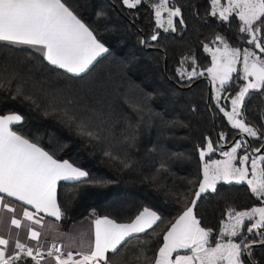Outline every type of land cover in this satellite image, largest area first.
Wrapping results in <instances>:
<instances>
[{
	"label": "trees",
	"instance_id": "16d2710c",
	"mask_svg": "<svg viewBox=\"0 0 264 264\" xmlns=\"http://www.w3.org/2000/svg\"><path fill=\"white\" fill-rule=\"evenodd\" d=\"M66 2L108 52L75 76L31 48L0 42V115H22L14 131L89 173L86 183H57L62 230L83 217L128 222L143 208L156 211L161 220L151 229L128 238L117 254L108 253L111 264H151L165 231L193 200L201 175L199 150L215 144L214 128L226 138L236 133L220 110L228 108L237 88L235 74L219 104L209 96L207 106L205 80L189 85L207 76L210 58L203 42L220 32L232 47L250 44L237 16L218 19L210 0H169L170 7L181 9V17L173 18L175 31L156 26L149 0L135 9L121 0ZM193 70L197 75L191 79L180 74ZM242 117L264 132V89L250 91ZM257 202L246 183L220 181L215 191L201 194L194 214L213 243L227 210ZM244 227L237 236L242 247L264 240V228L248 233ZM247 254L253 264H264V244L250 246Z\"/></svg>",
	"mask_w": 264,
	"mask_h": 264
},
{
	"label": "snow or ice",
	"instance_id": "6c2138e0",
	"mask_svg": "<svg viewBox=\"0 0 264 264\" xmlns=\"http://www.w3.org/2000/svg\"><path fill=\"white\" fill-rule=\"evenodd\" d=\"M121 2L127 8L135 9L143 0ZM211 6V14L216 16L218 13L222 21L229 20L234 13L242 22L239 31L251 37L246 42L264 53V39H261V33L264 32V0H227L226 7L221 6V0H211ZM154 9L157 26L164 27L161 13L166 11L168 19L165 30L175 31L173 17H181V9L169 7V0H158ZM178 22L181 25L185 23L182 18ZM157 39L156 34L151 36V40ZM216 39L223 43V49L217 48L212 52V67L208 68L207 72L214 83L219 81L217 99L220 98L219 91L225 89L232 79L231 74L237 70L236 64L240 62L241 55L242 78L248 81L235 98L231 99V112L223 108L220 110L224 112L233 128L250 137L264 139V133L258 136V130L240 118L250 90L264 89V59L248 49L241 53L240 49L229 47L221 36ZM0 42L36 48L48 64L75 76L86 72L97 57L108 52V48L66 0H0ZM204 50L211 52L207 45ZM180 74L188 75L189 79L197 75L195 70L191 73L182 71ZM23 121L24 117L17 113L0 115V207L14 213L16 209L6 202V198H12L35 209H23L22 220L27 221V224H23L22 220L15 216L12 217L11 224L17 229L24 227L29 239L39 241L41 233L32 227H44L43 217L39 214L43 212L57 221L63 216L56 198L57 183H86L89 173L68 160L57 159L55 153L46 151L38 143L12 129V125L22 124ZM87 135L91 136L92 133ZM221 139H224L223 135ZM242 146L241 142H236L229 152L224 153L227 157L225 161L204 164L203 181L194 194L191 206L183 211L164 235L163 246L159 248L158 255L151 264H246L243 256L248 253L250 245L244 244L242 248L241 243L229 240L227 243H216L214 247L209 246L210 231L201 227L194 214L196 202L201 198V194L209 189L215 191L218 181L228 184L246 183L254 196L264 198V155L251 159L252 178L249 179V169L246 167L249 155L240 157V167L233 165L237 151ZM212 151L213 146L209 141L207 153ZM254 151L260 152L261 149ZM207 153L201 150L200 159L203 160ZM227 215L230 222L224 225L223 235L238 236L245 220L252 221L254 217L259 218L247 227V232L252 233L254 229L264 228V207H254L250 211L231 209ZM160 220L161 216L149 208H144L130 223H117L108 217H97L94 220L95 239L87 251L74 255L72 251L65 253L53 244L47 250L46 256L51 258L54 264H111L108 253L117 254L128 238L146 232ZM259 243L264 244V240ZM180 250H185V254H179ZM173 253H177L175 257ZM44 259L45 252L41 251L40 247L33 248L17 241L14 250L10 251L9 241L0 238V264L27 261L31 264H41Z\"/></svg>",
	"mask_w": 264,
	"mask_h": 264
},
{
	"label": "rangeland",
	"instance_id": "374dc122",
	"mask_svg": "<svg viewBox=\"0 0 264 264\" xmlns=\"http://www.w3.org/2000/svg\"><path fill=\"white\" fill-rule=\"evenodd\" d=\"M150 1V3H151V5H152V7H153V12H154V18H155V22H156V17H155V9H154V4L155 3H157L158 2V0H149ZM211 1V0H210ZM221 6L222 7H226L227 6V0H221ZM170 7V6H169ZM211 11H212V6H211ZM216 17L218 18V19H220L219 18V14L217 13V15H216ZM174 18V17H173ZM238 18V17H237ZM161 19L163 20V22H164V27H158L157 26V24H156V26L158 27V28H160V29H166L167 28V19H168V14H167V12L166 11H162V13H161ZM239 19V18H238ZM240 27H242V22L240 21V26H239V29H240ZM246 34V33H245ZM247 35V40L248 39H250L251 37L248 35V34H246ZM217 36H221V37H223V35L220 33V32H218V33H216L214 36H213V38L212 39H209L208 41H205V42H203V49L205 48V45H207L208 47H209V49H211V52H206L205 50V52L209 55V63H208V65L206 66V68L203 70V71H205V73L207 74V77L210 79V82H211V91H210V93H211V98H212V100L214 101V103L215 104H219V100L217 99V95H218V89H219V81H216L215 83L213 82V80H212V77L208 74V72H207V69L208 68H211L212 67V52H215L216 51V49L217 48H220V49H223V43L220 41V40H217L216 39V37ZM224 38V37H223ZM261 39H264V32L261 34ZM225 40V39H224ZM226 41V40H225ZM229 45V44H228ZM229 47H231V48H237V49H240L241 50V53H243V50L244 49H248V50H250V51H253V52H255V54L257 55V56H260L262 59H264V54H261L260 52H258L257 50H256V48L255 47H252V46H246V45H244V46H242V47H232V46H230L229 45ZM259 50V49H258ZM236 71L235 72H233L231 75H233V74H235V77H234V82H236L237 83V88H236V90H235V92L230 96V98H229V106H228V108L227 109H224L225 111H227V112H231V110H232V105H231V99H233V98H235V96L238 94V92L240 91V89L242 88V87H244V86H246V84L248 83V81H246V80H244L242 77H243V57H242V55H241V58H240V62H238L237 64H236ZM199 73H200V71H199ZM252 78H249V80H251ZM207 84V83H206ZM221 91L222 90H220L219 91V95H220V93H221ZM251 91V90H250ZM206 94H207V91H206ZM207 106H209L208 105V103H207ZM224 113V112H223ZM226 117V116H225ZM227 118V117H226ZM240 118H242L243 120H244V118L241 116ZM228 120V119H227ZM245 121V120H244ZM229 122V121H228ZM245 123L246 124H248L250 127H253V128H255L253 125H251V124H249V123H247L246 121H245ZM230 124V123H229ZM231 125V124H230ZM233 128V127H232ZM216 128H214V130H215ZM234 130H236V131H234V132H240L239 131V129H235V128H233ZM255 129H257V128H255ZM258 130V129H257ZM217 131V130H216ZM218 133V132H217ZM236 133H234V135L236 134ZM245 134V133H244ZM221 135H223L224 136V139H221ZM233 135V136H234ZM245 135H247V134H245ZM260 134L258 133V136H259ZM218 136H219V140H220V142L221 143H223V144H226V143H228L229 142V140L233 137H230V138H226L225 137V135L224 134H218ZM248 136V135H247ZM250 139L251 138H253V139H255L254 137H250V136H248ZM215 138V137H214ZM236 142H241L242 143V148L241 149H239L238 151H237V154H236V156H237V158L233 161V165L234 166H236V167H240L241 165H240V163H239V159H240V157L241 156H243V155H245V154H247V155H249V157H250V159H249V162H248V164L246 165V167H248V169H249V179H251L252 178V176H251V159H253V158H257V157H259L260 155H264V147H263V149L260 151V152H256V151H254V149H257V148H259L260 147V144L261 143H256V142H251V147H249V146H247V143H246V140H245V138L243 137V136H238L235 140H234V142L230 145V146H228V147H225V148H218L217 146H216V142H215V144H213L212 142V146H213V151L212 152H216V156H214V157H206V155L207 154H210V153H207V144L205 145V147L204 148H202L201 150H203V151H205L207 154L205 155V157H204V159L203 160H201V167H200V172H201V175H200V181H199V184L203 181V167H204V164L205 163H208V164H211L213 161H225V160H227V157L224 155V153L225 152H229L230 150H231V148L234 146V144L236 143ZM201 150H199V156H200V151ZM262 166H264V165H262ZM218 182H220V181H218ZM221 182H223V181H221ZM199 184H198V186H197V189H196V192L199 190ZM195 192V193H196ZM256 197V196H255ZM195 198V196L193 197V199ZM257 198V197H256ZM258 199V202L256 203V204H254V205H252V206H250V207H248V208H245V209H240V210H235V211H250L252 208H254V207H264V198H257ZM189 206H191V204L189 205ZM228 211L229 210H227L226 211V213H225V216L220 220V222H219V226H218V229H217V237H216V241L215 242H213V243H209V246H211V247H214L215 246V244L216 243H227L229 240H231L233 243H239V238H237V236L236 237H232V236H227V235H223L222 233H223V231H224V225L225 224H228L230 221H229V217H228V215H227V213H228ZM181 214V213H180ZM259 217H254L253 218V220L252 221H248L247 219L245 220V223H244V225H245V227H244V229L247 231V227H250L254 222H255V220L256 219H258ZM201 227H203V226H201ZM204 228V227H203ZM205 230H207L206 228H204ZM242 230V228L240 229V231ZM255 230V229H254ZM259 230V229H258ZM258 230H256V231H258ZM166 232V231H165ZM240 233V232H239ZM164 242V241H163ZM163 246V243H162V245H160V247H162ZM159 247V248H160ZM159 250V249H158ZM157 253H158V251H157ZM177 253H173V257H175V255H176ZM179 254H185V250H180V253ZM247 264V263H246Z\"/></svg>",
	"mask_w": 264,
	"mask_h": 264
},
{
	"label": "crops",
	"instance_id": "0c3cea01",
	"mask_svg": "<svg viewBox=\"0 0 264 264\" xmlns=\"http://www.w3.org/2000/svg\"><path fill=\"white\" fill-rule=\"evenodd\" d=\"M15 46L28 47L40 53L38 49L32 48L30 46H26V45H15ZM6 202L10 203L11 206L16 209V211L13 213V212H8L6 209H3L2 207H0V238L7 239L9 241L10 251L14 250V246L17 241L27 244L28 246H31V247L36 246V245L46 246L49 243L58 241L60 243L61 249L65 253L67 251H72L73 254L75 255L77 252L87 251L89 248V245L94 242V239H95L94 220L95 218L83 217V218L74 220L65 229L62 230L60 228L59 221H57L54 217L47 216L43 212L40 213L39 216L43 217L44 227H41L39 225H32V227H34L37 231L41 233L40 240L33 241L28 238L27 230L24 227H21L19 229L15 228L11 224V219L13 216H15L16 218H19L22 220L23 209L27 208L29 211H35V209H32L31 206L29 205L22 204V202L20 201H15L12 198H6ZM143 209H141V211ZM182 213L183 211L181 212V214H179L174 219L171 225L167 228L165 234L171 228L172 224H174L175 221L179 218V216L182 215ZM135 217L132 220H134ZM98 218H104V217H98ZM132 220L128 222H118V221L116 222L117 223H130L132 222ZM22 223L27 224L28 222L22 220ZM76 258L78 259L79 257L77 256ZM52 263H54V261H52L51 258H48L47 256H45V259L42 260V264H52Z\"/></svg>",
	"mask_w": 264,
	"mask_h": 264
},
{
	"label": "water",
	"instance_id": "95a60500",
	"mask_svg": "<svg viewBox=\"0 0 264 264\" xmlns=\"http://www.w3.org/2000/svg\"><path fill=\"white\" fill-rule=\"evenodd\" d=\"M202 79L205 80L206 83H207L206 102L208 103V101H209V96H210V91H211V82H210V79H209L207 76L199 77V78L193 80L189 85H191L192 83H194V82H196V81H198V80H202ZM238 136H243V137L245 138V140H246L247 146L251 147V140H250V138H249L247 135H245L244 133L237 132V133H236V134H235V135L229 140L228 143L223 144V143H221L220 140H219V136H218V133H217L216 129L214 130L215 142H216V146H217L218 148H225V147L230 146ZM262 145H264V140L261 142L260 147H259L261 150L263 149ZM244 244H248V245L252 246V245H258V244H261V243L250 241V242H245ZM244 244H243V245H244ZM242 248H243V247H242ZM243 259H244L248 264H253V262L251 261V259L249 258V256H248L247 253L244 254Z\"/></svg>",
	"mask_w": 264,
	"mask_h": 264
},
{
	"label": "built area",
	"instance_id": "2783aa9c",
	"mask_svg": "<svg viewBox=\"0 0 264 264\" xmlns=\"http://www.w3.org/2000/svg\"><path fill=\"white\" fill-rule=\"evenodd\" d=\"M53 244H56L58 247H60V243H59L58 241H54V242H52V243L47 244L46 246H43V245H36V246H33V248L40 247L41 251L45 252V256H46V252H47V250H48L49 248H51V246H52ZM60 248H61V247H60ZM41 264H42V262H41Z\"/></svg>",
	"mask_w": 264,
	"mask_h": 264
},
{
	"label": "flooded vegetation",
	"instance_id": "af4514ba",
	"mask_svg": "<svg viewBox=\"0 0 264 264\" xmlns=\"http://www.w3.org/2000/svg\"><path fill=\"white\" fill-rule=\"evenodd\" d=\"M264 133V132H263ZM262 134V133H261Z\"/></svg>",
	"mask_w": 264,
	"mask_h": 264
}]
</instances>
